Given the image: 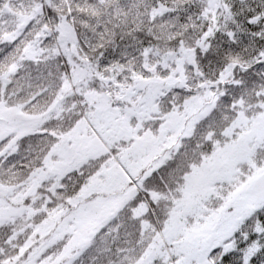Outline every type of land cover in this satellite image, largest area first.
<instances>
[{
    "label": "snow or ice",
    "instance_id": "snow-or-ice-1",
    "mask_svg": "<svg viewBox=\"0 0 264 264\" xmlns=\"http://www.w3.org/2000/svg\"><path fill=\"white\" fill-rule=\"evenodd\" d=\"M0 264H264V0H0Z\"/></svg>",
    "mask_w": 264,
    "mask_h": 264
}]
</instances>
